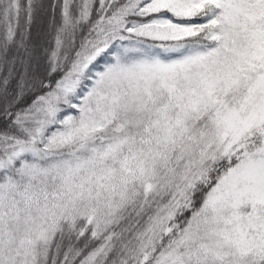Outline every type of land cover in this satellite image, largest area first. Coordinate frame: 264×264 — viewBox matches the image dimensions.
<instances>
[{"label":"snow or ice","instance_id":"1","mask_svg":"<svg viewBox=\"0 0 264 264\" xmlns=\"http://www.w3.org/2000/svg\"><path fill=\"white\" fill-rule=\"evenodd\" d=\"M0 264H264V0H0Z\"/></svg>","mask_w":264,"mask_h":264}]
</instances>
